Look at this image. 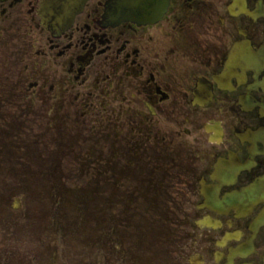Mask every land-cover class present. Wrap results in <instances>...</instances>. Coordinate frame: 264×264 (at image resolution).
<instances>
[{"label":"flooded vegetation","instance_id":"flooded-vegetation-1","mask_svg":"<svg viewBox=\"0 0 264 264\" xmlns=\"http://www.w3.org/2000/svg\"><path fill=\"white\" fill-rule=\"evenodd\" d=\"M167 2L0 0V264H264V0Z\"/></svg>","mask_w":264,"mask_h":264},{"label":"water","instance_id":"water-1","mask_svg":"<svg viewBox=\"0 0 264 264\" xmlns=\"http://www.w3.org/2000/svg\"><path fill=\"white\" fill-rule=\"evenodd\" d=\"M118 4L129 11V16L142 17L149 21L160 14L164 7V0H116Z\"/></svg>","mask_w":264,"mask_h":264},{"label":"rangeland","instance_id":"rangeland-1","mask_svg":"<svg viewBox=\"0 0 264 264\" xmlns=\"http://www.w3.org/2000/svg\"><path fill=\"white\" fill-rule=\"evenodd\" d=\"M75 190L78 191V189L75 187ZM75 192V191H74Z\"/></svg>","mask_w":264,"mask_h":264}]
</instances>
